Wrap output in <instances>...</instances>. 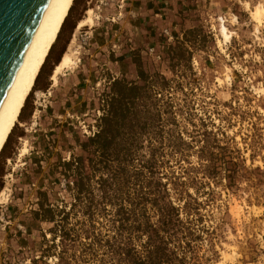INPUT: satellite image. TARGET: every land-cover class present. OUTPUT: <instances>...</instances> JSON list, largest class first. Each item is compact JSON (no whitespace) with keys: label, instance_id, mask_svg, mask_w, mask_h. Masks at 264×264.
<instances>
[{"label":"rangeland","instance_id":"374dc122","mask_svg":"<svg viewBox=\"0 0 264 264\" xmlns=\"http://www.w3.org/2000/svg\"><path fill=\"white\" fill-rule=\"evenodd\" d=\"M72 6L0 157V264H264V0ZM154 199L179 209L159 259L134 227Z\"/></svg>","mask_w":264,"mask_h":264},{"label":"bare ground","instance_id":"6f19581e","mask_svg":"<svg viewBox=\"0 0 264 264\" xmlns=\"http://www.w3.org/2000/svg\"><path fill=\"white\" fill-rule=\"evenodd\" d=\"M73 1L47 0L44 6L0 103V152L13 127L19 122V114L25 104L26 98L33 90L36 77L51 46L57 38ZM90 13L91 9L88 10V17L78 21L77 28H81L87 22H92ZM254 14L255 18L260 20L259 11L256 10ZM220 31L223 35L227 34L224 24L221 25ZM70 51L64 52L59 61L54 65L50 75L52 85L57 83L58 75L65 67H69L76 62ZM25 151L26 149L22 148L20 156Z\"/></svg>","mask_w":264,"mask_h":264},{"label":"water","instance_id":"95a60500","mask_svg":"<svg viewBox=\"0 0 264 264\" xmlns=\"http://www.w3.org/2000/svg\"><path fill=\"white\" fill-rule=\"evenodd\" d=\"M47 0H0V103Z\"/></svg>","mask_w":264,"mask_h":264},{"label":"trees","instance_id":"16d2710c","mask_svg":"<svg viewBox=\"0 0 264 264\" xmlns=\"http://www.w3.org/2000/svg\"><path fill=\"white\" fill-rule=\"evenodd\" d=\"M75 2V0H74ZM73 7V6H72ZM72 7L69 9V14L71 12V9ZM85 10V9H84ZM69 14H67L69 16ZM68 16H66L61 28H60V31L58 32V35H57V38L56 40L58 39L62 29L64 28V25L66 23V20L68 18ZM75 28V24H73L72 26V29ZM55 40V41H56ZM54 44V43H53ZM52 48H53V45L51 46L50 50H49V53L47 54L46 56V59L36 77V80H35V83H34V86L37 84V81H38V78L43 70V67L44 65L46 64L49 56H50V53L52 51ZM64 50H62L61 53H63ZM62 54H60V57H61ZM60 57H58L57 59L54 60V64L55 65ZM140 65L138 64V73L141 71H139L140 69ZM50 76V74H49ZM141 77V76H140ZM143 78V77H142ZM145 80V78H143ZM122 83L121 80H114L113 83H112V88H114L116 85ZM47 86L44 87V89H46ZM128 89H137L136 86H132ZM133 97H131L130 99L132 100ZM27 105V100L25 101V104L24 106L22 107V110L19 114V119L21 121H24V118H23V112H24V109ZM104 120H106V118H104ZM99 121L101 122V118L99 119ZM99 128L92 137H88V139L86 141H83L82 143L79 144L80 148L82 150H88L90 149V146H94L95 147V151L97 150H100L102 154H105L107 151L106 147H101V146H98L97 145V141H99L103 134L105 133V129H102L101 128V125H99ZM12 135V134H11ZM11 135L8 136L3 148L1 149V152H0V157L2 155V153L4 152L5 150V147L7 145V143L9 142L10 138H11ZM91 164V159H89V165ZM64 166L66 167H69L70 166V163L69 162H64L63 163ZM77 165H78V169H81L82 166H83V158L82 157H77ZM78 176H81V175H78ZM75 184L76 186L78 187V191L77 193L80 194L81 193V190H80V182L77 180L75 181ZM43 195V194H41ZM45 201V199H44ZM155 202V203H154ZM154 203L156 206H157V210L159 211V216L157 218V223L156 225H153L152 223H149V222H144V223H139L137 225H135L134 227L137 228L139 231H141L146 237H145V240H146V247H147V250H149V257L150 258H156V259H159L160 257L164 256V247L161 246V243H160V238L158 236V231L159 229L161 228H167L169 225H173L174 222H172L173 219H176L178 220V216H179V209L178 207H175L173 205H171L170 203H157V199H154ZM38 206L40 209H42V206H43V202L42 201H38ZM123 207H121L120 209H118V211H120ZM47 211H49V209H47ZM34 213L36 214L37 212L34 211ZM44 220H47V221H50L52 222L53 221V218L52 217H49V216H45L44 215ZM162 229V230H163ZM61 238H65V237H61ZM117 237H112V239L116 240ZM162 239V238H161ZM110 249L111 251L116 255V256H120L122 254L123 257H120L122 258L123 260L124 259H127V257L130 256V253L135 251L134 248H130L128 247L126 244H115L113 243L112 245H110ZM131 264H143V261H140V260H132ZM155 264V263H154Z\"/></svg>","mask_w":264,"mask_h":264},{"label":"built area","instance_id":"2783aa9c","mask_svg":"<svg viewBox=\"0 0 264 264\" xmlns=\"http://www.w3.org/2000/svg\"><path fill=\"white\" fill-rule=\"evenodd\" d=\"M169 39H171V37H169ZM153 49L152 48H149V51H152ZM88 127V126H87ZM89 128V127H88ZM97 131L96 129V125H91L89 129H85L84 132L87 134V135H91L93 136L94 133Z\"/></svg>","mask_w":264,"mask_h":264}]
</instances>
